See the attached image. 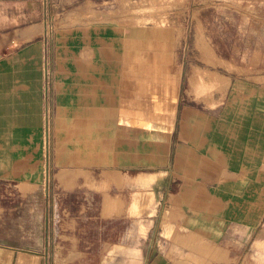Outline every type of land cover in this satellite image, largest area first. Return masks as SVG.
<instances>
[{
	"label": "crops",
	"instance_id": "obj_1",
	"mask_svg": "<svg viewBox=\"0 0 264 264\" xmlns=\"http://www.w3.org/2000/svg\"><path fill=\"white\" fill-rule=\"evenodd\" d=\"M189 1L201 11L215 4L216 69L264 72V44H253L264 36V0ZM49 2L86 17L120 0H0V81L13 83L0 94V264H60L51 239H62V264H264V86L259 94L200 95L198 107L182 109L174 94L135 139L134 154L125 148L114 166L101 167L93 82L89 92L85 77L104 60L95 59L102 52L89 28L71 29L85 56L72 62L69 103L57 110L70 120L65 163L80 174L52 195L43 175Z\"/></svg>",
	"mask_w": 264,
	"mask_h": 264
},
{
	"label": "rangeland",
	"instance_id": "obj_2",
	"mask_svg": "<svg viewBox=\"0 0 264 264\" xmlns=\"http://www.w3.org/2000/svg\"><path fill=\"white\" fill-rule=\"evenodd\" d=\"M201 5L208 10H199V3L189 0H120L115 5L96 7L89 16L77 17L74 13L57 12L58 4L49 2L42 19L45 33L49 32L51 39L47 52L52 64L47 92L50 95V103L47 101V169H43V181L50 183L52 195L55 185L69 188L71 179L80 174L68 170L71 159L65 163L68 148L64 151L62 144L70 140L69 134L65 135L70 120L57 112L58 108L69 103L72 62L85 56V51L76 50L78 43L71 41L73 28H89L95 32V41L102 52L101 55L97 53L95 59L104 60L103 66H95L94 76L85 77L89 80V92L93 82L95 157L101 167L114 166L118 154L125 148L134 154L135 139L141 133H149L148 128L171 108L174 94H181L178 101L182 109L198 107L200 95L247 94L248 89L250 93L261 92L264 86L261 69H256L255 73L249 70L238 74L220 72L215 68L212 44L216 26L215 4ZM261 23V19L255 20L256 27ZM253 40L254 46L264 44L262 35L253 36ZM259 53L256 62L261 67L263 59ZM160 76L171 77L175 91L170 95L168 109L157 110L150 102L154 101L152 98L137 93L144 92L145 84ZM181 119L178 114L176 131ZM63 139L66 141L62 143ZM50 248L52 260L57 255L60 264L66 261L62 239H51Z\"/></svg>",
	"mask_w": 264,
	"mask_h": 264
},
{
	"label": "bare ground",
	"instance_id": "obj_3",
	"mask_svg": "<svg viewBox=\"0 0 264 264\" xmlns=\"http://www.w3.org/2000/svg\"><path fill=\"white\" fill-rule=\"evenodd\" d=\"M22 55V54H20ZM35 56V55H34ZM40 58V57H39ZM42 59V58H41ZM13 61V60H12ZM39 64V63H38ZM26 65V64H25ZM14 66V65H13ZM19 66V65H18ZM23 66V65H22ZM46 66V65H45ZM12 68V67H11ZM38 68V67H37ZM41 70V69H40ZM39 70V71H40ZM38 71V70H37ZM46 72V71H45ZM44 72V73H45ZM43 73V72H42ZM43 76V75H42ZM13 78V77H12ZM25 78V77H24ZM31 78V77H29ZM28 79V78H27ZM13 80V79H12ZM43 80V79H42ZM10 85H12V82H4L0 81V94H2L3 90L6 87L10 88ZM120 87V86H119ZM145 90L139 91L137 94H147L148 97L153 99L154 101H150L152 105L157 109L161 110L163 109H168L169 103H170V95L172 92L174 93L175 91V83L171 77H165V76H160L154 78L150 84H145ZM131 93V92H130ZM173 103V102H172ZM171 103V106H172ZM170 106V107H171ZM11 107H14V105H11ZM102 112V111H101ZM97 116V115H96ZM41 117V116H40ZM99 117V116H98ZM98 117H96L98 119ZM118 122V121H117ZM119 123V122H118ZM121 123V122H120ZM119 123V124H120ZM9 125V124H8ZM41 125V124H40ZM11 126V125H9ZM3 127V125H2ZM1 127V128H2ZM187 128V127H186ZM37 129V128H36ZM102 129V128H101ZM12 131V130H11ZM20 131H18L19 133ZM29 132V131H28ZM1 135V134H0ZM35 135V134H34ZM32 138V137H31ZM44 138V137H43ZM103 145H106L103 143ZM40 157V156H39ZM91 172V171H90ZM103 172V171H102ZM104 173V172H103ZM105 174V173H104ZM46 177H48V172L45 173ZM108 175V174H107ZM71 176V175H70Z\"/></svg>",
	"mask_w": 264,
	"mask_h": 264
}]
</instances>
